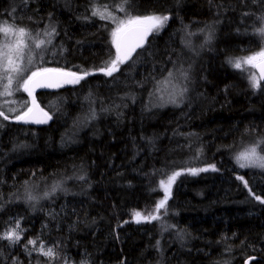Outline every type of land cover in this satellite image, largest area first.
Returning a JSON list of instances; mask_svg holds the SVG:
<instances>
[{
    "label": "trees",
    "instance_id": "16d2710c",
    "mask_svg": "<svg viewBox=\"0 0 264 264\" xmlns=\"http://www.w3.org/2000/svg\"><path fill=\"white\" fill-rule=\"evenodd\" d=\"M110 3L0 0V20L55 27L59 58L51 55L47 68L91 73L36 93L47 124L0 117V234L17 220L23 230L15 244L0 241V264H264V204L255 199H264V168L235 159L249 146L264 155V82L252 88L229 63L264 45L256 31L264 4L129 0L134 15L170 19L108 77L97 69L115 58L113 26L92 11L112 14L123 0ZM204 32L211 38L198 63L187 49ZM194 62L195 91L178 106L154 105L157 81ZM91 109L96 118L87 120ZM177 171L160 219L137 223L133 211L154 212L160 181ZM57 182L61 189L45 198ZM41 243L54 258L34 250Z\"/></svg>",
    "mask_w": 264,
    "mask_h": 264
},
{
    "label": "snow or ice",
    "instance_id": "6c2138e0",
    "mask_svg": "<svg viewBox=\"0 0 264 264\" xmlns=\"http://www.w3.org/2000/svg\"><path fill=\"white\" fill-rule=\"evenodd\" d=\"M253 4H264V0H252ZM129 4V0H123L122 5L120 6V10L126 12V6ZM252 13L245 12L244 16H249ZM93 16H99L102 20L109 19L110 14L101 13L98 10L93 9ZM85 19L89 17L85 16ZM115 20V17H111ZM170 19L169 15H158V14H149V15H128V18L119 20L116 27L111 32V43L115 48V58L110 61H105L104 67H100L97 71L103 73L105 76L113 77L116 72L120 70L121 65H125L128 62L134 59V53L140 55L137 50H146V44L148 42V38L153 34H158L167 24ZM258 19L264 22V13H262ZM202 31V30H201ZM256 31L264 37V26L256 29ZM3 32L7 35L10 32V29L4 28ZM56 29L52 27L51 31H45L43 35L47 37V39H39L36 38L34 40L35 49H44L47 45L51 44V38L55 35ZM16 39L14 43L8 42L5 43L2 47H0V72L4 75H0V82H2L5 77L7 79V83L3 85L5 92L3 94L11 95L12 94V85L13 81L18 77L22 78L23 75H26V70L24 66V57L26 52L30 48V41L32 40L31 33L26 30L24 27H20L18 31L12 33ZM211 38L210 36L208 37ZM61 51H64L63 49ZM111 55V53H110ZM28 63H32V57L29 56ZM229 63L235 69H241L243 65L248 64L253 67L260 69V79H256L255 77L250 78V84L252 88L261 87L260 80H264V49L255 53L254 55L248 56L246 58H240L236 60H229ZM179 72L180 78L183 80H188L187 71H180L179 69L169 70L168 75L164 78L163 81H157V84H168L172 85V78L175 75V72ZM91 73L88 71H84L82 74H78L76 72L66 71L62 68H47V67H38L35 71H31L30 75H27L26 79H23V83L20 85V89L23 92H26L29 97L32 98L31 106L27 107L26 110L20 111L18 115L14 116V119L18 122L28 123L29 121L35 123H47L51 117L47 112H44L42 108L36 103L35 97L33 95L35 89L37 88H58L61 87L62 83L65 84H78L85 77L89 76ZM17 89V90H20ZM156 91L159 92L161 89L159 87L156 88ZM187 92V87H180L178 84L172 85L171 91L168 93V99L165 103H172L178 106L177 97L183 98L184 94ZM151 95V93H150ZM87 99V98H86ZM163 96H161V100H163ZM107 111V109H102ZM10 112H16L15 108L9 109ZM39 112L43 115V119H36L35 113ZM0 117L3 120H8L9 116L5 114L4 111H0ZM96 118L95 109H91L90 115L86 117L87 120H92ZM2 126V123H0ZM258 145L253 146L244 152H241L237 157V162L239 163L241 168L245 167H259L264 168V155H260L257 151ZM213 170L215 166H210ZM208 169H187L190 174L196 175L198 172L207 171ZM181 175V172H173L171 175L167 177V181L161 180L160 187L164 191V196L155 204V210L148 215H142L140 211H133V218L137 223L141 222H151L154 220H159L160 215L159 212L161 209L167 208V202L169 197L171 196V187L175 182L176 178ZM83 179V177H80ZM238 179L243 180V177H238ZM27 183V182H25ZM245 187H248L247 182H245ZM61 189V182H57L53 185L51 189V193L45 192L44 197L47 198L51 194H54L57 190ZM250 194H251V190ZM37 199L30 193L27 195L28 201H33ZM255 199L260 203L264 204V199L261 196L256 195ZM171 227H175L174 225ZM23 230L20 228L19 220L15 222V227L10 228L0 234V241L7 240L10 244H15L21 239V232ZM183 239V236H180ZM29 244H36V240H30ZM159 244V241H157ZM40 252L43 256L54 258L55 253L52 248H48L46 251L44 250V245L41 243L39 249H34ZM245 264H248L246 261Z\"/></svg>",
    "mask_w": 264,
    "mask_h": 264
},
{
    "label": "rangeland",
    "instance_id": "374dc122",
    "mask_svg": "<svg viewBox=\"0 0 264 264\" xmlns=\"http://www.w3.org/2000/svg\"><path fill=\"white\" fill-rule=\"evenodd\" d=\"M107 2H111L110 4H112V0H107ZM116 8L117 9L114 10L112 14H110V18H109V20L112 22V26H113L112 30L116 27L119 20H122V19L126 20L128 18V15L136 16L127 10H126L127 14H126V12L121 11L120 5L116 6ZM111 17H115L116 19L113 20ZM24 21H26V20H24ZM24 21L20 20V22H18L17 24H14L11 20H9V21L4 20V19L0 20V47H2L5 43H8V42L14 43L16 37L12 33L15 31H18V29L20 27H24L26 30H28L31 33V36H32V40L29 42L30 48L26 52L25 57H24V66H25V70H26V75H23L22 78L18 77L17 79H15L13 81L12 94L11 95L3 94L5 92L3 85L7 83L6 77L2 82H0V111H4L5 114L9 116V119H14L15 115H18L20 113V111L26 110L27 107L30 106L28 99L25 100V99L21 98V93H23L27 96V93L23 92V90L20 89V85L23 83V79H26L27 75H30L31 71H35L38 67H50V65L52 64V61L50 58L51 55L56 60L59 58V56H57V52H59V50L57 51V49H54V48H56V45L53 43L54 42L53 39H54L55 35L51 38V40H52L51 44L47 45L44 49H35V47H34V40L36 38L47 39V37H45L43 35V33L45 31H51L52 26L49 24H45L43 26V29H40V30L36 29V31H33L32 25L29 23H24ZM4 28L10 29V32L7 35L3 32ZM112 30H111V32H112ZM208 37H207L205 32L202 34L198 33L197 35L192 36V39L190 41V45H188L189 49H187V50H188L189 54L192 55V57L197 58L198 63H199V60H201L203 58L206 47L210 43V40ZM262 49H264V45L261 48H257V49H254V50L248 52L246 55H243L240 58H246L248 56L254 55L255 53L261 51ZM48 55H49V57H48ZM29 56L32 57V63L31 64L28 63ZM240 58H238V59H240ZM197 66H198L197 62H194L188 69H182V68L179 69L180 71H187L189 79L186 81L183 80L182 78H180L178 71L175 72V75L172 78V85L178 84L180 87H185V86L187 87V92L184 94L183 98L181 99L180 97H177V99L179 101L178 105H180L183 101H185L196 89V81L193 80L192 77L198 68ZM51 67H53V66H51ZM241 69L245 70L247 72L249 79L252 77H255L256 79L259 80V77L257 76L256 72L254 71V68L252 65L245 64V65H243V67ZM0 75H4V74L2 72H0ZM167 75H168V73L165 75V77ZM164 78H162L161 81H163ZM172 85H168V84H164V83H161L159 85L156 84V86H155V88L151 94L152 103L154 105L159 106V107L177 106V105H174L172 103H165V101H167V99H168V93L172 89ZM157 87H159L161 89V91L157 92L156 91ZM17 89H20V90H17ZM161 96H163V98H164L163 100H161ZM11 108H15L16 112H10L9 109H11ZM251 147H253V146L242 148L241 150L236 152L235 159L241 152H244L245 150H247ZM236 163L238 164V166H240L239 163L237 162V159H236ZM254 168H259V167H254Z\"/></svg>",
    "mask_w": 264,
    "mask_h": 264
},
{
    "label": "water",
    "instance_id": "95a60500",
    "mask_svg": "<svg viewBox=\"0 0 264 264\" xmlns=\"http://www.w3.org/2000/svg\"><path fill=\"white\" fill-rule=\"evenodd\" d=\"M138 50H139V49H138ZM138 50H137V51H138ZM134 54H135V53H134ZM134 54H133V55H134ZM253 68H254V71L256 72L257 76H258L259 79H260V76H261L260 69H259V68H256V67H253ZM66 71H68V70H66ZM71 72H72V71H71ZM260 82H264V80H260ZM71 85H74V84H65V83H62V84H61V87H63V86H71ZM61 87H58V88H37V89H35L33 95H34V97H35L36 103L39 105L40 108L43 109L44 112H47V111H46V110L40 105V103H39V101H38V99H37V97H36V93H37V92H40V91H54V90H57V89H59V88H61ZM27 97H28V100H29V105L31 106L32 98L29 97L28 94H27ZM47 113H48V112H47ZM48 115H49V113H48ZM49 116H50V115H49ZM35 118H36V119H43V115L37 111V112L35 113ZM49 120H50V119H49ZM49 120L47 121V123L49 122ZM21 123H25V122H22V121H21ZM47 123H35V122H32V121H29V122L26 123V124L44 125V124H47Z\"/></svg>",
    "mask_w": 264,
    "mask_h": 264
},
{
    "label": "bare ground",
    "instance_id": "6f19581e",
    "mask_svg": "<svg viewBox=\"0 0 264 264\" xmlns=\"http://www.w3.org/2000/svg\"><path fill=\"white\" fill-rule=\"evenodd\" d=\"M138 52V51H137Z\"/></svg>",
    "mask_w": 264,
    "mask_h": 264
}]
</instances>
